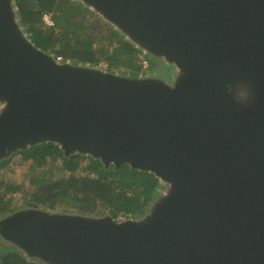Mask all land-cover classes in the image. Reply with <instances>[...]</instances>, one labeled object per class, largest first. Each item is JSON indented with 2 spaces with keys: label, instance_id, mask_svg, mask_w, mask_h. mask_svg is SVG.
Segmentation results:
<instances>
[{
  "label": "water",
  "instance_id": "obj_1",
  "mask_svg": "<svg viewBox=\"0 0 264 264\" xmlns=\"http://www.w3.org/2000/svg\"><path fill=\"white\" fill-rule=\"evenodd\" d=\"M72 1L158 72L59 62L0 0V162L54 143L162 188L123 221L18 209L1 239L42 264H264V0ZM236 84L251 107L227 94Z\"/></svg>",
  "mask_w": 264,
  "mask_h": 264
},
{
  "label": "trees",
  "instance_id": "obj_2",
  "mask_svg": "<svg viewBox=\"0 0 264 264\" xmlns=\"http://www.w3.org/2000/svg\"><path fill=\"white\" fill-rule=\"evenodd\" d=\"M20 22L31 42L42 51L74 64L107 65V70L143 72L144 57L111 25L98 15L72 0H15ZM49 15L53 26H47ZM152 66L155 64L152 62ZM16 155H27L32 161L29 178L34 190L25 191V204L73 211L83 215H110L116 220L144 216L162 188L158 178L149 172L132 170L124 165L117 170L91 157H65L54 143H42L18 151L0 162V218L18 207L16 195L22 187L2 171ZM62 161L56 178L51 172L37 171L43 160ZM87 161L85 166H81ZM0 264H42L29 261L13 245H5L0 237Z\"/></svg>",
  "mask_w": 264,
  "mask_h": 264
},
{
  "label": "rangeland",
  "instance_id": "obj_3",
  "mask_svg": "<svg viewBox=\"0 0 264 264\" xmlns=\"http://www.w3.org/2000/svg\"><path fill=\"white\" fill-rule=\"evenodd\" d=\"M82 6L85 8V6L82 4ZM24 28V27H23ZM24 31L26 32V29L24 28ZM28 35V34H27ZM147 60H149L148 58H146ZM150 62V67L148 69H145L143 70V72L141 73H147V72H158V68L157 66L155 65V67L152 66V61L149 60ZM158 62V61H157ZM101 69L103 70H107V65L105 64H102L99 66ZM114 72H118L120 74H128L130 72H135V71H128V70H117V71H114ZM31 160L28 158L27 155H16L12 158L10 164L3 169L2 173L3 174H6L10 179H13L15 180L21 187H22V192H20L19 194L16 195V200H17V209H23L25 207H30V206H27L25 204V191H32L35 189V187L31 184V181H30V178L28 176L29 174V171H30V164H31ZM43 165L40 166V168H37V171L38 172H41V173H50L51 172V175H54L56 176V178H61L63 176H66L67 173H58V169L59 167H61L62 165V161L61 160H58L56 162H52L50 161L49 158H46L43 160ZM87 164V161H83L81 163V166H85ZM30 208H36V209H42V210H45V211H55L57 213H62V214H79V215H82V216H91V217H102L104 215H83L81 213H77V212H73V211H70V210H67V211H63V210H60V209H51V208H44V207H30ZM15 210V211H16ZM15 211H13L12 213H14ZM10 213V214H12ZM121 221H123L124 219H120ZM2 243H4L5 245H10L9 243L5 242L4 240H2Z\"/></svg>",
  "mask_w": 264,
  "mask_h": 264
},
{
  "label": "clouds",
  "instance_id": "obj_4",
  "mask_svg": "<svg viewBox=\"0 0 264 264\" xmlns=\"http://www.w3.org/2000/svg\"><path fill=\"white\" fill-rule=\"evenodd\" d=\"M227 94L231 96L235 103L242 106L251 107L255 102L256 94L245 84L231 85L227 88Z\"/></svg>",
  "mask_w": 264,
  "mask_h": 264
},
{
  "label": "built area",
  "instance_id": "obj_5",
  "mask_svg": "<svg viewBox=\"0 0 264 264\" xmlns=\"http://www.w3.org/2000/svg\"><path fill=\"white\" fill-rule=\"evenodd\" d=\"M44 22L47 26H53V21L51 20V17L49 15H45L44 16ZM57 61L62 62L63 59L61 57L56 58ZM142 64V69H148L150 67V62L149 60H147L146 58L143 59V61L141 62Z\"/></svg>",
  "mask_w": 264,
  "mask_h": 264
}]
</instances>
